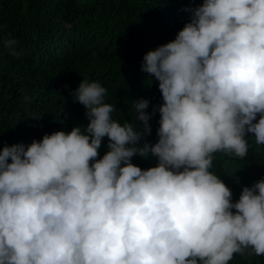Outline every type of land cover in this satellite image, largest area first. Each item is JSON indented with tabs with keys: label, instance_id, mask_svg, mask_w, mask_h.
I'll list each match as a JSON object with an SVG mask.
<instances>
[{
	"label": "clouds",
	"instance_id": "clouds-1",
	"mask_svg": "<svg viewBox=\"0 0 264 264\" xmlns=\"http://www.w3.org/2000/svg\"><path fill=\"white\" fill-rule=\"evenodd\" d=\"M174 41L143 57L158 81L159 137L147 99L136 120L113 119L99 82L71 93L86 131L45 134L0 151V264H229L264 256V179L239 200L211 173L213 154L264 145V0H203ZM15 39L5 41L18 55ZM259 114V119L257 116ZM109 151L101 159L102 139ZM157 158L147 170L134 156ZM9 159L11 163H9ZM233 209L235 211H233ZM250 250V251H249Z\"/></svg>",
	"mask_w": 264,
	"mask_h": 264
},
{
	"label": "trees",
	"instance_id": "trees-1",
	"mask_svg": "<svg viewBox=\"0 0 264 264\" xmlns=\"http://www.w3.org/2000/svg\"><path fill=\"white\" fill-rule=\"evenodd\" d=\"M203 0H0V151L17 143L30 145L45 134L85 132V107L71 95L82 82H99L105 103L117 109L114 120H136L133 101L147 99L151 133L138 146L154 145L159 137V106L163 103L158 81L141 70L143 57L174 41L190 22L191 9ZM15 39L18 55H10L5 41ZM259 119V114L257 120ZM244 158L213 154L209 171L219 177L239 200L243 187L264 179V145L246 135ZM102 139L98 157L107 151ZM131 162L147 170L158 164L151 156H134ZM9 163L11 160L9 159ZM233 211H235L233 209ZM250 251V250H249ZM229 264H264V256L236 253Z\"/></svg>",
	"mask_w": 264,
	"mask_h": 264
}]
</instances>
